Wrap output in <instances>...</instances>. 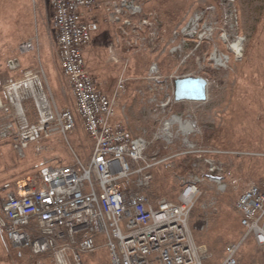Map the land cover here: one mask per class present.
Masks as SVG:
<instances>
[{
	"label": "built area",
	"instance_id": "1",
	"mask_svg": "<svg viewBox=\"0 0 264 264\" xmlns=\"http://www.w3.org/2000/svg\"><path fill=\"white\" fill-rule=\"evenodd\" d=\"M51 5L61 68L75 98L76 114L94 142V151L88 162L76 157L71 164L42 165L30 175L1 182L0 229L14 247L48 256L53 264H87L83 255L94 254L99 247L108 250L110 264L211 263L214 253L196 242L189 217L203 193V182L222 183L217 176L222 167L207 157L214 151L191 140L198 129L189 115L184 118L173 114L165 119L155 139H162L169 149L181 134V147L165 156L149 154L152 141L148 135H136L125 123L115 120L119 101L129 86L125 73L118 78L113 93L107 94L86 63L85 49L103 25L118 26L126 38L125 48H134L136 39L158 41L156 20L144 14V0H51ZM219 5L226 7L224 21L216 5H211L173 31L171 53L180 54L181 63L212 43L224 28L223 22L237 28L235 0H219ZM237 42L241 43L240 39L232 47L238 55L242 44L236 50ZM187 47L194 53H185ZM214 49L217 65L226 64L229 56L219 53L216 46ZM32 50L31 41L21 45L23 53ZM8 66L17 70L21 63L12 57ZM44 76L42 70L27 69L21 77L6 81L5 99L0 94V140L10 141L21 155L30 144L55 133L67 135L76 127L72 109H58L52 104ZM191 76L201 77L190 72L170 76V95L163 107L178 103L175 81ZM150 79L161 82L157 63L150 68ZM27 103L34 108L35 121L27 117ZM2 118L6 122L1 123ZM187 154L196 158L193 171L182 180L178 201L161 198L153 203L149 192L155 168L169 169L175 157ZM201 165L205 171H201ZM235 207L245 236L226 246L221 264H243L238 255L248 236L264 246V187L248 185Z\"/></svg>",
	"mask_w": 264,
	"mask_h": 264
},
{
	"label": "rangeland",
	"instance_id": "2",
	"mask_svg": "<svg viewBox=\"0 0 264 264\" xmlns=\"http://www.w3.org/2000/svg\"><path fill=\"white\" fill-rule=\"evenodd\" d=\"M15 1L0 0V94L5 99L2 91L6 81L21 77L27 65L34 71L44 72L45 86L52 104L58 109L70 108L76 114L70 94H67V98L61 91L66 78L61 77L58 49L56 47L54 52L53 47L57 35L51 0H30L29 4L28 0H21L22 4L18 7L14 6ZM211 5H216L217 14L221 18L223 16L224 21L226 7L220 6L219 0H144V14L156 20L158 41L136 39L134 48L123 47L126 38L118 26L108 28L109 25H103L102 29L112 32L113 39L107 42L113 54L106 57L110 62L107 74L116 81L115 87L123 73L129 84L119 101L116 118L134 134L148 135L152 141L148 153L159 154L158 150L163 147L161 156H165L177 152L181 147V134L176 145L169 149L165 148L162 139H155L165 119L173 114L184 118L189 115L197 126L198 133L191 137L193 142L203 146V142H206L223 150L217 154L225 152L216 159L222 167L217 176L221 178L224 188L211 180L203 182V193L196 203L202 200L200 209L205 212L206 219L197 226L198 235L189 224L196 242L217 252L223 250L226 244L239 242L245 236L235 207L242 192L252 183H260L264 187V0H235L239 16L237 28L231 29L223 22L224 28L217 32L212 43L205 44L187 63H181L179 59L182 56L171 53L173 31L185 25L194 13ZM97 36H101L100 40L106 43V32L101 30L94 35L95 44L98 43ZM21 39L33 42L34 50L23 55L19 52V55H9L7 47L16 45ZM239 39L242 51L237 55L232 44ZM215 46L219 53L229 56L226 64L217 65ZM185 53H194L192 47H187ZM12 57L21 61V67L17 70H11L8 66V59ZM86 61L94 70L96 61L92 56L91 60L86 58ZM153 63L159 66L161 82L150 79ZM174 72L207 76V100L181 101L163 107L170 95L167 86ZM25 107L28 119L35 121L32 104L27 103ZM4 122L6 118L1 119V123ZM177 129L178 126L175 127ZM9 143L12 145L10 141L0 140V183L29 175L46 164L67 165L73 163L76 157L88 162L92 145L78 115L73 131L67 135L55 133L39 143H32L22 155ZM201 171H205L203 165ZM188 174L179 170L175 162L169 169L157 166L150 192L155 190L159 199H178L183 189L182 180ZM212 201L214 203L210 205ZM239 254L244 264H260L264 246L258 245L254 236H248L242 241ZM33 255L29 250L14 247L0 229V264H32V260L34 264H53L48 256ZM83 259L87 264H110L111 261L105 247H99L94 254H84Z\"/></svg>",
	"mask_w": 264,
	"mask_h": 264
},
{
	"label": "crops",
	"instance_id": "3",
	"mask_svg": "<svg viewBox=\"0 0 264 264\" xmlns=\"http://www.w3.org/2000/svg\"><path fill=\"white\" fill-rule=\"evenodd\" d=\"M17 1H20L19 3ZM30 3V0H28V4ZM21 3V0H16L15 3H14V6H19ZM101 30H103L104 32L107 33V41L106 43L103 42V40H100L101 39V36H97L98 37V43L95 44L93 43V39H94V35L99 33ZM100 31L94 33L93 35V39H92V44L90 46H88V48L85 50V59L88 58L91 60V56L92 58L94 59V61H96V66L94 68V70H91V67H89V65L87 64L88 66V69L90 71V73L92 74V76L96 79V81L100 84L102 90L107 93V94H112L113 91H114V88H115V80L113 79L112 75L110 74H107V71H108V64H110L109 60H107V56L109 58V56L112 57L113 54H111L110 52H112L111 50V47L108 46V41H110V38L112 39V32H108L107 29H102L101 28ZM26 40H29V39H21L19 42H16V45H13V46H8L7 49H9V52L8 54L10 55L11 53L13 55H16L18 54V52L23 55L24 53L21 51V44L24 43ZM113 40V39H112ZM53 47H54V52L56 50V47H57V41L54 40L53 41ZM123 47L125 48V46L123 45ZM116 51V50H115ZM25 53H28V52H25ZM115 53V52H114ZM7 55V54H6ZM19 55V54H18ZM113 59V58H112ZM21 62V61H20ZM87 63V61H86ZM61 65V64H60ZM59 65V68H60V74H61V77L64 79L66 78L65 76H63V72H62V69H61V66ZM24 69H32V68H29L27 67V65L24 66ZM34 70V69H33ZM63 84V83H61ZM61 91L63 92V94H65L68 98V93L70 94L71 96V99H72V102H74V108L76 110V102H75V98L72 94V91H71V88L69 86V83L67 81V79H64V84L61 85ZM2 93H4V91H2ZM5 95V94H4ZM69 102V101H67ZM70 103V102H69ZM78 115V114H77ZM76 115V116H77ZM81 119V118H80ZM82 120V119H81ZM115 120H118L116 117H115ZM120 121V120H119ZM82 124H83V121H82ZM84 126V124H83ZM91 154H90V158L92 157V154H93V151H94V142L91 140ZM9 145H11L9 143ZM12 146V145H11ZM4 149V147H3ZM4 151V150H3ZM37 170V169H36ZM35 172V171H34ZM33 172V173H34ZM32 174V173H31ZM30 175V174H29ZM27 176V175H26ZM23 177V176H22ZM20 177V178H22ZM25 177V176H24ZM16 179H19V178H16ZM16 179H13V180H16ZM5 181H8V180H5ZM6 238V236H5ZM7 241H9L7 238H6ZM10 242V241H9Z\"/></svg>",
	"mask_w": 264,
	"mask_h": 264
},
{
	"label": "trees",
	"instance_id": "4",
	"mask_svg": "<svg viewBox=\"0 0 264 264\" xmlns=\"http://www.w3.org/2000/svg\"><path fill=\"white\" fill-rule=\"evenodd\" d=\"M205 78L208 79L207 76H205ZM203 143L205 144L206 148H208V149L214 151V152H211V153L207 154V157H211V158H214V159L216 160V159H218L220 156H223V154H225V152H221V153H218V154H217L218 151H223V150L220 149V148L214 147V146H212V145H209V144H207L206 142H203ZM163 146H164V145H163ZM205 146H204V147H205ZM207 146H208V147H207ZM158 151H159V152H158V153H159L158 155L161 156V154L163 153V147L160 148ZM195 158H196V157H195L194 155H192V154H187V155H182V156L175 157L174 162L176 163L177 168H178L179 170H181L182 172L190 173V172L193 171L192 164H193V161L195 160ZM154 178H155V177H154ZM258 184H260V183H258ZM152 191H153V192H152ZM152 191L150 192V197H151L152 202L155 203L156 200L160 198V196L156 193L155 190H152ZM172 201L177 202L178 199H177V198H174ZM201 203H202V200L199 201L198 204L196 203L197 206H196V204H195V206H194L193 209L191 210L190 217H189V224L192 226V228L194 229V232H195L196 234H197V232H198V230H197V226L202 225V224L204 223L205 219H206L205 212L202 211V209H200V205H201ZM236 211H237V209H236ZM238 213H239V212H238ZM239 215H240V213H239ZM197 235H198V234H197ZM227 245H228V244H226V245L224 246L225 248H223V250H222V249H219L220 251L217 250V252H216L215 250H214L215 252L212 250V251L214 252V254H215V255H214V261H212V262L209 263V264H217L218 261H222V260H223L224 255H225V249H226V246H227ZM221 250H222V251H221ZM33 256H34V257H39V256H36V255H33ZM262 258H263V259H262ZM238 260H239L241 263H243L240 254H239V256H238ZM260 260L262 261V262H260V264H262V263L264 262V254H263V256L261 257ZM31 262H32V264H34V263H33V260H32ZM243 264H244V263H243Z\"/></svg>",
	"mask_w": 264,
	"mask_h": 264
},
{
	"label": "water",
	"instance_id": "5",
	"mask_svg": "<svg viewBox=\"0 0 264 264\" xmlns=\"http://www.w3.org/2000/svg\"><path fill=\"white\" fill-rule=\"evenodd\" d=\"M209 82L205 77H184L175 81V99L203 102L208 98Z\"/></svg>",
	"mask_w": 264,
	"mask_h": 264
},
{
	"label": "bare ground",
	"instance_id": "6",
	"mask_svg": "<svg viewBox=\"0 0 264 264\" xmlns=\"http://www.w3.org/2000/svg\"><path fill=\"white\" fill-rule=\"evenodd\" d=\"M240 47H241V43H240V42H237V43L234 45V48H235L236 50L240 49ZM224 257H225V255H224Z\"/></svg>",
	"mask_w": 264,
	"mask_h": 264
}]
</instances>
